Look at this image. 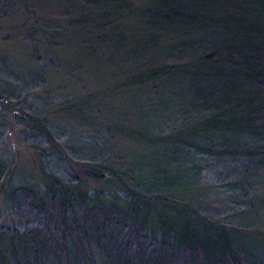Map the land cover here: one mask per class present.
<instances>
[{
  "label": "trees",
  "instance_id": "16d2710c",
  "mask_svg": "<svg viewBox=\"0 0 264 264\" xmlns=\"http://www.w3.org/2000/svg\"><path fill=\"white\" fill-rule=\"evenodd\" d=\"M74 4L78 21L72 14L67 24L90 39L121 38L102 31L126 14L146 43L169 46L157 61L185 59L157 69L155 60L143 80L183 81L187 107L157 140L108 127L148 149L135 172L122 156L106 161L108 152L73 163L64 182L46 174L37 189L13 185L0 164L8 214L20 223L0 229V264H264V232L199 210L211 171L222 200L243 207L249 223L264 220V0H64L65 10ZM38 111L24 120L35 131Z\"/></svg>",
  "mask_w": 264,
  "mask_h": 264
},
{
  "label": "rangeland",
  "instance_id": "374dc122",
  "mask_svg": "<svg viewBox=\"0 0 264 264\" xmlns=\"http://www.w3.org/2000/svg\"><path fill=\"white\" fill-rule=\"evenodd\" d=\"M64 6V0H0V164H6L16 187L27 183L42 189L46 174L64 182L73 174V163H92L94 155L108 152L112 154L106 161L122 156L135 172L134 159L148 149L115 136L112 130L157 140L182 122L178 116L187 107L183 81L165 80L170 76L143 80L155 60L157 69L185 59L173 56L157 61L155 54H165L169 46L146 43L147 33L131 29L126 14L102 31L107 36L118 29L121 38L116 32L107 44L90 39L84 30L76 32L67 24L78 15L77 6L71 12ZM43 26L47 29L37 34ZM35 84L40 86L33 90ZM35 109L39 110L35 117L43 122L41 131L24 123ZM121 159L116 163L124 168ZM214 178L211 171L205 172L203 181L210 190L200 212L209 219L264 232V220L249 223L248 216L237 213L243 207L221 199ZM2 194L0 190V229L20 226L8 214ZM256 240L261 241L260 236Z\"/></svg>",
  "mask_w": 264,
  "mask_h": 264
}]
</instances>
